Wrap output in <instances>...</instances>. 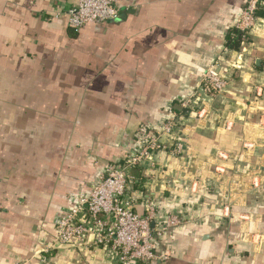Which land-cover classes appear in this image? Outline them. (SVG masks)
I'll return each mask as SVG.
<instances>
[{
	"label": "crops",
	"instance_id": "obj_1",
	"mask_svg": "<svg viewBox=\"0 0 264 264\" xmlns=\"http://www.w3.org/2000/svg\"><path fill=\"white\" fill-rule=\"evenodd\" d=\"M75 2L0 0V264H117L102 247L43 249L220 57L227 87L183 119L185 151L138 167L134 209L186 223L136 264H264V28L244 51L226 39L246 0H122L117 19L78 31L49 19Z\"/></svg>",
	"mask_w": 264,
	"mask_h": 264
},
{
	"label": "built area",
	"instance_id": "obj_2",
	"mask_svg": "<svg viewBox=\"0 0 264 264\" xmlns=\"http://www.w3.org/2000/svg\"><path fill=\"white\" fill-rule=\"evenodd\" d=\"M121 1L76 0L67 9L58 7L49 19L63 18L69 26L79 29L88 23L117 19L121 14ZM260 23L264 28V0H246L234 25L245 35L240 46L242 51L246 49L253 28ZM220 58L202 73L197 90L180 101L186 111L178 114L170 105L169 116L161 125L141 131L135 149L123 165L109 166L90 192L76 198L65 214L55 220L54 238L43 251L59 246L102 247L117 264H136L158 257L157 239L186 223V217L169 215L164 220L157 219L154 202L148 203L143 215L138 213L130 188L134 179L132 170L146 163L153 166L160 151H169L176 157L182 155L187 142L182 134L183 119L187 116L204 118L206 99H214L227 87V77L221 76L216 69L222 62Z\"/></svg>",
	"mask_w": 264,
	"mask_h": 264
},
{
	"label": "trees",
	"instance_id": "obj_3",
	"mask_svg": "<svg viewBox=\"0 0 264 264\" xmlns=\"http://www.w3.org/2000/svg\"><path fill=\"white\" fill-rule=\"evenodd\" d=\"M67 23V22H66ZM68 25V24H67ZM69 26V25H68ZM71 29H74V30H80L81 28H79V29H75V28H73V27H71V26H69ZM226 39H227V46L229 47V48H232V49H237V48H239L240 46H241V43L243 42V40L245 39V35L243 34V32H241L239 29H237L235 26L234 27H232V28H230L229 29V31H228V33H227V36H226ZM250 40V37L248 38V41ZM178 103H180V102H178ZM177 104V102H175V104L173 105V104H170V105H172V106H174V109L176 110V112L179 114V113H181V112H184V111H186V108H181V109H179V108H176L175 107V105ZM169 105V106H170ZM178 105V104H177ZM168 106V107H169ZM168 107H167V117L169 116V114H168ZM166 117V118H167ZM146 127H143V128H141V129H139L138 130V133H136L137 134V136H136V138H135V136H134V140H135V145L133 146V147H131V149L128 151V152H126V154L123 156V157H121L120 159H117V160H113V161H110V162H108L107 163V169L105 170V173L107 172V170H108V167L109 166H113V167H119V166H122L123 165V163L126 161V159H127V157H128V155L132 152V150L133 149H135V147H136V142H137V140H138V138H139V135H140V133H141V131H143L144 129H145ZM104 173V174H105ZM103 174V175H104ZM132 174L134 175V179L130 182V188H131V193H132V196H133V193H134V189H135V187L137 188L138 186H140L141 184H142V182H143V179H142V177H141V175H140V172L138 171V168H134L133 170H132ZM102 176V175H101ZM98 182V181H97ZM134 198V197H133ZM69 208H67V210H68ZM138 212V211H137ZM139 213V212H138ZM65 213H62V215H64ZM141 214V213H140ZM62 215H60V216H62ZM143 215V214H142ZM59 216V217H60Z\"/></svg>",
	"mask_w": 264,
	"mask_h": 264
}]
</instances>
